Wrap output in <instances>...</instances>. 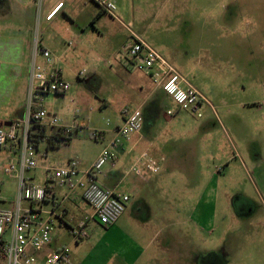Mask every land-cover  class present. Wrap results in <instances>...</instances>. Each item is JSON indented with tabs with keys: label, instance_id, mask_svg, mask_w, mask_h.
<instances>
[{
	"label": "rangeland",
	"instance_id": "1",
	"mask_svg": "<svg viewBox=\"0 0 264 264\" xmlns=\"http://www.w3.org/2000/svg\"><path fill=\"white\" fill-rule=\"evenodd\" d=\"M109 1L117 19L86 1L92 21L95 12L100 19L89 25L80 53L68 45L75 38L65 39L60 63L69 90L43 97L45 110L59 119L77 111L82 129L66 144L48 149L46 158L34 155L36 168L24 177L41 185L43 167H62L69 158L92 164L108 144L94 141L92 132H108L120 124L121 115L141 109L146 100L156 108L151 109L156 119L153 148L165 161L148 184L137 180L138 188L116 190L130 198L125 215L136 216L133 228L102 238L112 227L90 219L86 239L74 240L65 228L43 252L48 255L63 244L67 264H80L73 258L81 264H111L106 252L117 244L133 247V231L145 227L151 240L140 246L142 264H264V0ZM56 26L45 33L36 24L32 33L64 37L63 28ZM132 35L206 99L201 117L175 109L160 87L153 91L147 75L126 66L123 48ZM167 109L172 117H166ZM147 120L152 121L149 112ZM108 134V139L114 136ZM44 150L40 144L39 153ZM13 158L15 163L17 156ZM4 163L8 159L0 153V169ZM46 174L53 177L52 171ZM9 178L0 170V209L12 208L17 197V180ZM74 214L89 217L91 210L80 202Z\"/></svg>",
	"mask_w": 264,
	"mask_h": 264
},
{
	"label": "built area",
	"instance_id": "2",
	"mask_svg": "<svg viewBox=\"0 0 264 264\" xmlns=\"http://www.w3.org/2000/svg\"><path fill=\"white\" fill-rule=\"evenodd\" d=\"M100 9L115 18V7L109 0H92ZM40 4V1L38 2ZM63 4H57L45 16L46 21L54 18ZM132 42L123 48L125 62L129 69L140 71L148 76L150 81L170 98L175 109L187 111L196 117H201V109L208 105L206 99L192 87L176 69L150 48L140 38L132 35ZM83 77V72L78 73ZM69 90V83L61 78V70L55 63L52 54L43 48L35 33L32 43L26 110L24 118L0 127V149L7 144H13L17 150V161L2 165L4 175L15 178L18 182L17 197L10 209H0V241L5 264H67L68 251L60 248L51 251L43 261L37 259L52 241L54 229V210H34L41 208L47 201H53L54 193L41 185L30 183L24 177L28 171L36 168L34 155L45 157V152L39 153L37 143L30 136L32 119L40 126L60 130L65 136L78 134L82 129L80 122L74 120L64 125L55 114L48 113L43 106V97L49 94L64 95ZM166 115L172 117L174 112L167 110ZM143 117L139 107L126 113L122 123L113 130L114 136L99 154L96 161L86 169H82L75 158L68 159L62 167L50 170L57 187L63 188L66 194L78 192L81 200L91 209V214L70 230L71 237L76 241L87 238L85 227L87 221L95 220L98 225L108 228L123 214L130 198L103 187L97 180L102 168L109 164L111 167L119 162V149L122 142H127L142 130ZM103 131H93L91 138L96 141L103 139ZM46 139H43V143ZM61 143L60 145H62ZM140 179L146 175L159 172V160L152 158L147 152H141L133 157L128 169ZM26 203L27 207L23 204ZM6 232H9L5 238Z\"/></svg>",
	"mask_w": 264,
	"mask_h": 264
},
{
	"label": "crops",
	"instance_id": "3",
	"mask_svg": "<svg viewBox=\"0 0 264 264\" xmlns=\"http://www.w3.org/2000/svg\"><path fill=\"white\" fill-rule=\"evenodd\" d=\"M39 1L40 4L38 3ZM86 1L87 0H0V124L9 125L11 122L20 121L24 118L26 110L29 62L34 38L32 28L37 24L39 25V28H41V30L45 33L50 30H54V28L57 27V24L63 28L64 37H60L62 35L61 33L57 32V34H55L52 32L50 35H43L39 38L41 46L52 54L55 63L61 70L62 67L60 62L66 51L63 49L65 39L67 37H71L72 40L75 38V41H69L68 45H71L75 49V52L80 53L83 51V48L81 47L87 42L86 37L89 33V25L92 24V22L93 24L97 23V21L100 19L98 14L95 12L96 20L92 21L93 13H91V8H88ZM59 3L63 4L62 8L59 9L52 20L46 21V14H48ZM100 11L106 13L101 9ZM114 19L117 18L115 17ZM62 74L63 71L61 70V78L63 79ZM156 89L157 88L155 86L153 91ZM147 103H149L147 100L144 101V103H141V112L143 117L141 132L138 135L133 136L130 141L122 142V145L118 151L119 162L113 167H111L109 164L105 165L104 170H101L100 175L97 177L98 182L103 187L114 191H116L122 185H124L127 189H132L133 187L138 188V181L148 184L152 179H155L159 173L146 175L145 179L143 180L128 171L133 157L140 154L141 152H147L152 158L159 160V171L160 162L162 164L165 161L164 155L159 151V148L156 146L153 148V142L156 138L154 131L156 119L151 109L155 107L147 105ZM169 103H171V100ZM148 112L152 117V121L147 120ZM48 113L52 114L53 111H48ZM77 114V111H75L74 116L70 118L63 116V118L60 120L62 124L69 125L75 120ZM125 116V113L121 115L120 124L122 123ZM120 124L116 125L111 130H108V132L103 131V140L106 142L109 141L111 138H107V135H110L108 133H113V130ZM148 125L149 128L147 127ZM76 135L77 134H74L72 139L74 137L76 138ZM40 144L45 145L43 142ZM44 152L47 155V151L44 150ZM0 153H4L5 158L8 159V163H14L13 156H17V150L13 144H7L3 149H0ZM46 155L44 158H46ZM118 164H120L119 170L117 169ZM80 165L82 169H86L91 164L86 165L80 161ZM43 169L45 172V177L43 183H41V186L52 190L54 193V199L53 201L44 202L41 208L36 207L33 209H41L43 211L54 210L53 221L54 225L56 223L58 228L54 227L53 229L51 241L53 242L54 240H59L61 238L65 228L69 229L68 233L70 235L71 228L75 227L78 222L83 220L82 216L84 215L81 214L80 216H76L74 214V210L78 209V204L80 202H84L81 200L78 192L66 194L63 188L57 187L50 176L46 174L48 168L43 167ZM9 179L16 180L15 178ZM26 180L32 183L31 176L27 177ZM123 180H127V182L123 183ZM103 181H106V184L108 183L111 187L105 185ZM1 187H3L2 182L0 183V191ZM23 206L27 207L26 203H24ZM126 209L127 208H125L123 214L116 220V222L110 226L112 229L106 232L102 238L117 237V232L120 230L119 228H133L132 226L136 224L137 218L134 214L129 213L125 215ZM196 218L198 219L199 216H196ZM144 224H146V222ZM116 225L117 230L115 231L114 229ZM120 233L123 234L122 230H120ZM8 234L9 232H6L5 238L8 236ZM133 234L135 236L134 246L127 250L126 248L120 247L117 244L115 247H112L110 251L106 252V262L109 261L111 264H142V258L140 257L141 251H139V249L141 248V244L146 243L147 240L148 243L150 242L151 232L148 228L142 227L134 230ZM164 247L165 246L160 245V249H163ZM60 248L65 247L63 244H60L54 250ZM36 256L39 261H43L46 254L42 252ZM73 260L74 262H78L80 264L82 261H78L74 258ZM149 261L150 260L146 258V262L148 263Z\"/></svg>",
	"mask_w": 264,
	"mask_h": 264
},
{
	"label": "trees",
	"instance_id": "4",
	"mask_svg": "<svg viewBox=\"0 0 264 264\" xmlns=\"http://www.w3.org/2000/svg\"><path fill=\"white\" fill-rule=\"evenodd\" d=\"M102 10V9H101ZM31 134L30 136L39 145L46 139L45 150L58 148L61 143L66 144L69 142L73 136H65L60 130H55L53 128H46L40 126L35 120L32 119ZM3 242L0 241V264L5 262V257L2 251Z\"/></svg>",
	"mask_w": 264,
	"mask_h": 264
},
{
	"label": "water",
	"instance_id": "5",
	"mask_svg": "<svg viewBox=\"0 0 264 264\" xmlns=\"http://www.w3.org/2000/svg\"><path fill=\"white\" fill-rule=\"evenodd\" d=\"M8 126V124H0V127H7Z\"/></svg>",
	"mask_w": 264,
	"mask_h": 264
}]
</instances>
